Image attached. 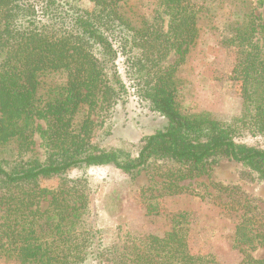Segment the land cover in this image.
<instances>
[{
	"label": "trees",
	"instance_id": "1",
	"mask_svg": "<svg viewBox=\"0 0 264 264\" xmlns=\"http://www.w3.org/2000/svg\"><path fill=\"white\" fill-rule=\"evenodd\" d=\"M77 1L0 0V261L225 264L210 252L192 251L184 213L175 215L162 235L97 227L88 178L68 173L100 165L136 173L160 161L153 168L170 188L227 158L264 182V149L235 140L264 136V25L227 27L225 42L236 53L231 78L239 83L241 108L230 121H219L179 111L175 70L164 65L197 36V15L187 0H157L160 11L139 25L121 12L125 0H89L90 8ZM118 54L139 101L166 119L162 129L144 136L134 156L101 146L116 107L127 103ZM94 109L103 111L97 142L92 141L98 125ZM38 120L45 123L47 154L24 158ZM11 151L13 156L5 158ZM44 177H55L56 185L43 186ZM256 216L243 212L235 227L234 242L243 253L237 264H264V256L244 248L264 247V223ZM107 231L112 232L108 241ZM95 236L99 246L92 253Z\"/></svg>",
	"mask_w": 264,
	"mask_h": 264
},
{
	"label": "rangeland",
	"instance_id": "2",
	"mask_svg": "<svg viewBox=\"0 0 264 264\" xmlns=\"http://www.w3.org/2000/svg\"><path fill=\"white\" fill-rule=\"evenodd\" d=\"M77 2L85 8L92 5L89 0ZM187 3L197 15V36L193 44L172 52L164 62L175 70L178 109L183 115H206L230 121L240 111L241 98L239 83L231 78L236 53L235 48L225 42V36L229 35L227 27L240 22L264 25V0H187ZM160 9L157 0H125L120 10L130 22L139 25ZM116 63L127 86V103L116 107L110 118V134L101 146L118 148L134 156L144 136L162 129L166 119L139 101L126 77L121 54L117 55ZM102 115L101 109L93 110L92 118L98 123L93 142L99 140ZM36 123L38 128L24 158L43 159L47 154L41 133L45 123L43 120ZM235 140L264 149V136L245 134ZM14 152H7L4 157L13 156ZM159 163L152 162L136 173H125L113 165L90 166L73 169L68 176L88 178L92 187L89 205L97 227L103 230L119 227L118 233L131 235H162L171 227L172 218L184 213L191 227L192 251L210 252L221 263L237 264L243 253L234 242L235 227L245 211L257 214L258 223H264V182L243 164L219 158L207 172L168 188L165 178L153 168ZM56 183L55 177L41 179L46 187H54ZM45 204L42 202V206ZM111 234V231L105 233L106 241ZM98 246L95 236L91 252L96 253ZM244 248L254 257L264 256L263 246ZM0 264L17 263L0 261ZM86 264L97 262L89 258Z\"/></svg>",
	"mask_w": 264,
	"mask_h": 264
}]
</instances>
